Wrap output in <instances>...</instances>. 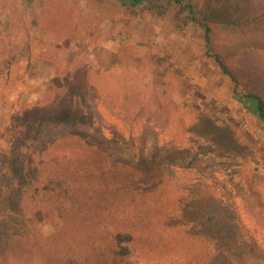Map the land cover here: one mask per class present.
I'll return each mask as SVG.
<instances>
[{
	"label": "rangeland",
	"instance_id": "374dc122",
	"mask_svg": "<svg viewBox=\"0 0 264 264\" xmlns=\"http://www.w3.org/2000/svg\"><path fill=\"white\" fill-rule=\"evenodd\" d=\"M235 2H196L217 50L255 35ZM141 6L0 0V130L12 119L23 129L35 120L38 143L74 135L113 166L142 169L139 200L126 214L147 227L131 230L126 257L113 255V227L91 240L82 259L264 264V120L253 103L233 96L199 27L179 28L174 8L157 17ZM33 171L26 166L17 190L27 189ZM78 186L95 201L106 190L100 179ZM41 225V236L50 237L60 221L52 215Z\"/></svg>",
	"mask_w": 264,
	"mask_h": 264
},
{
	"label": "trees",
	"instance_id": "16d2710c",
	"mask_svg": "<svg viewBox=\"0 0 264 264\" xmlns=\"http://www.w3.org/2000/svg\"><path fill=\"white\" fill-rule=\"evenodd\" d=\"M128 1L141 4V12L157 17L174 8L179 28L199 27L206 55L230 79L233 96L253 103L264 120V0H236L235 11L252 22L255 35L251 43L241 41L220 50L213 47L210 23L199 17L198 0ZM15 123L12 119L8 128L0 130L9 149L8 168L0 166V264H92L93 258L87 254L82 259L81 253L92 246L93 238L113 227L118 244L113 255L126 257L123 245L130 243L131 230L140 222L147 227L143 219L126 214L139 200L136 189L142 169L132 172L113 166L98 151L81 145L74 135L38 143V121L25 129ZM26 166H34V171L27 189L17 190ZM94 179L102 180L106 187L100 201L81 186L74 189L76 182ZM32 185L34 190H28ZM52 215L58 217L60 228L53 236L42 237L41 221ZM259 244L264 248L260 239Z\"/></svg>",
	"mask_w": 264,
	"mask_h": 264
}]
</instances>
